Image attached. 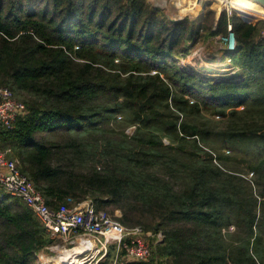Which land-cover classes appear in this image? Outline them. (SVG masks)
<instances>
[{"label":"trees","instance_id":"obj_1","mask_svg":"<svg viewBox=\"0 0 264 264\" xmlns=\"http://www.w3.org/2000/svg\"><path fill=\"white\" fill-rule=\"evenodd\" d=\"M211 14L199 25L147 0H0V89L25 106L0 150L50 209L91 200L163 235L147 263L121 264H264V22L223 11L212 29ZM229 20L228 73L178 65ZM52 242L0 187V264H37Z\"/></svg>","mask_w":264,"mask_h":264},{"label":"built area","instance_id":"obj_2","mask_svg":"<svg viewBox=\"0 0 264 264\" xmlns=\"http://www.w3.org/2000/svg\"><path fill=\"white\" fill-rule=\"evenodd\" d=\"M224 11L228 17L233 15L232 11L227 9ZM262 20L264 22V19ZM231 23L229 20L227 34L223 35L224 37L220 35L215 37L213 44L216 48L235 50L236 41ZM260 37L264 41V27ZM203 51V47L190 51L192 53L190 59L202 55ZM188 56L189 54L186 57ZM198 59L200 62L203 61L202 56ZM24 113L25 106L15 101L8 89H0V127L11 129L15 119ZM0 187L9 195L24 202L53 242L62 240L68 243L77 240L79 247H83L81 254L75 255L76 261L72 259L62 261L60 258L59 264H85L87 256L91 254L98 256L97 264L105 257L111 246L120 254V261L147 263L152 257L154 246L163 240L161 233L151 234L140 227L129 228L121 225L108 212L96 209L91 200H85L73 207L61 205L56 210L50 209L33 183L19 172L17 162L8 160L1 150ZM53 242L52 247L56 246Z\"/></svg>","mask_w":264,"mask_h":264},{"label":"rangeland","instance_id":"obj_3","mask_svg":"<svg viewBox=\"0 0 264 264\" xmlns=\"http://www.w3.org/2000/svg\"><path fill=\"white\" fill-rule=\"evenodd\" d=\"M176 1L177 0H148V2L156 9H158L159 11L163 12L166 17L169 18H173V19H179V18H184V17H188L191 21H193L194 23H197L199 25H201V23L203 24L206 20V15H204V17L202 16V8L203 5H205V12L207 11H212V14L210 16V18L208 20H210V23H208L209 26L212 27V29L215 28V24L216 21L218 19V17L220 16V13L224 11V9H222L221 11L218 12L219 8L222 6L224 0L221 1V3L215 8L214 7V0H199L198 4H199V10L197 12V14L195 12H187V6L186 4L189 3V0H181L183 7L181 6V8L176 6ZM187 1V2H186ZM192 1V0H190ZM194 2V1H192ZM193 4V3H191ZM192 6V5H191ZM191 6L188 8L190 9ZM245 8H247V4L244 3L243 5ZM183 11V12H182ZM171 12V13H170ZM232 14H235L236 16H238L236 13L232 12ZM195 15H197L198 17H196ZM242 16V15H241ZM246 17V15H244ZM195 19V20H194ZM249 19V18H247ZM262 19H259L255 22H251V23H256L258 21H261ZM263 21V20H262ZM221 37H224L223 35H220ZM215 39V38H214ZM208 40L205 41H199L195 46L192 47V49L190 50L191 52H193L194 50H196L199 47H203L204 51L202 55H199L198 57H196L195 59H190L191 56V52H189V56H179L176 60L178 61V65L180 66H185V65H189L188 67H191L192 71L196 72L198 71L199 74L202 75H209V73H214L212 75H209V77H213V78H217L219 76V74H224V73H228L227 71L230 70L229 67H227L226 69L224 67L225 64L222 61V50L218 49L214 46L213 43L211 44H205L204 42H207ZM209 41H211V39H209ZM208 41V42H209ZM222 41V40H220ZM204 43V44H203ZM191 53V54H190ZM202 56V62H200V60L198 59L199 57ZM227 63H229L228 60H226ZM190 69V70H191ZM130 133V130L128 131ZM106 212L109 213V209L104 210ZM114 219H116V217L120 216V213L118 211H115L113 214H110ZM117 220V219H116ZM55 243L56 246L51 247H47L46 249H44V251L39 252L38 257H37V264H59L60 262V258H62V256L71 253L72 251H76L77 249L75 247H79L78 241L77 240H72L69 241L68 243H64L62 240H58ZM109 253V248L106 252L105 257L97 264H100L101 262H103V264H121V262L123 261H119V255L117 253V251L115 250L113 257H109V259L106 261V256ZM87 261H85V264H96V259L98 256H95L94 254L88 255L87 256Z\"/></svg>","mask_w":264,"mask_h":264},{"label":"bare ground","instance_id":"obj_4","mask_svg":"<svg viewBox=\"0 0 264 264\" xmlns=\"http://www.w3.org/2000/svg\"><path fill=\"white\" fill-rule=\"evenodd\" d=\"M192 1H194V2H193V4H191L192 6L190 5L191 6V8L189 9L190 10V14H191V12H195L197 14V12L199 10V4H198L199 0H192ZM237 1L243 2L242 5L241 6H237L238 5V3H236ZM244 3L247 4V6H248L247 8H245L243 6ZM176 6L179 7V8H181V6L183 7L182 1L181 0H177L176 1ZM251 7H254V8H257V9H261L264 12V8L262 6H260V5L256 4V3H253L250 0H224L223 4L219 8L218 12L221 11L222 9H227V10L232 11V12L236 11L240 15V11L237 8L248 9V8H251ZM195 16L198 17L197 15H195ZM75 248L77 249L76 251H72L71 253L62 256L61 260L64 261V260H67V259H72V261H76L77 259L74 258V257H75V255L81 254V251H83V247H75Z\"/></svg>","mask_w":264,"mask_h":264},{"label":"water","instance_id":"obj_5","mask_svg":"<svg viewBox=\"0 0 264 264\" xmlns=\"http://www.w3.org/2000/svg\"><path fill=\"white\" fill-rule=\"evenodd\" d=\"M250 1H252L253 3H256V4H258V5H260V6H262L263 8H264V0H250ZM205 5H203V8H202V15H203V17H204V15H205ZM238 18H240L244 23H251V22H247V21H245V19L244 18H242V17H240V16H237ZM219 18V17H218ZM183 18H179V19H173V18H169V21L171 22V23H175V22H177V21H180V20H182ZM218 20V19H217Z\"/></svg>","mask_w":264,"mask_h":264},{"label":"crops","instance_id":"obj_6","mask_svg":"<svg viewBox=\"0 0 264 264\" xmlns=\"http://www.w3.org/2000/svg\"><path fill=\"white\" fill-rule=\"evenodd\" d=\"M147 1H148V0H147ZM197 2H198V1H197ZM191 3H193V2L189 0V3L186 4V6H187V9H186V10H187L188 13L190 12V10H189L188 8L190 7ZM245 10H247V9H245ZM182 12H183V11H182ZM201 13H202V11H201ZM240 15H242V17H244V19L247 20V17L244 16V15H245L244 13H241V12H240ZM202 16H203V15H202ZM196 24H197V23H196ZM201 24H202V23H201ZM226 34H227V31H226ZM226 34H225V35H226ZM218 36H219V35L214 36V37H211V38H209V39H211V41H209V39H208L209 42L207 41V42H204V43H205V44H206V43H207V44H211V43L214 42V38H215V37H218ZM204 43H203V44H204Z\"/></svg>","mask_w":264,"mask_h":264}]
</instances>
